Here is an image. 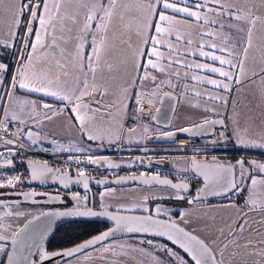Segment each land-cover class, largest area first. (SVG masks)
I'll return each instance as SVG.
<instances>
[{
  "label": "snow or ice",
  "instance_id": "obj_1",
  "mask_svg": "<svg viewBox=\"0 0 264 264\" xmlns=\"http://www.w3.org/2000/svg\"><path fill=\"white\" fill-rule=\"evenodd\" d=\"M34 2L35 0H27L25 3L24 0H21L18 6L17 0H0V10L11 19L12 24L17 28H19L25 10L30 12L31 21H38L40 25L39 31L34 30L31 23L26 26L28 36L30 37L35 33V38L32 42L27 38L24 39L26 51L21 56V63L16 68L15 74L8 77V65L0 62V92H3V95L0 96V102H7L5 106H0V113L3 115V119L0 120V130L3 132V135L0 136V142L6 145L15 146L21 140L24 135L21 125L27 127L30 122L42 123L40 110H43V119L52 120L54 117L63 114L65 109H70L78 127L86 133L89 141L103 140L105 137L120 139L123 124L119 123V117L121 109L126 111L127 105L123 101L120 102L119 106L105 103L109 89L96 82V74L98 70H102L103 56L111 47L115 46L109 41L108 31L117 18L121 25L129 30L133 25L125 23V21H135V35L139 37V45L134 49H132L130 40L126 42L127 47L132 49L126 57V61L131 63L133 73L128 87L142 88L146 81L153 84L151 93L141 91L134 95L136 104L139 106L134 112L135 119H139V113L143 112L144 98L149 95L157 96L165 84L172 87V79L174 77L180 78L181 70H183V76L186 80L211 85L214 89L222 90L226 94L231 93L234 85H241L244 82V77L248 76L249 67L252 69L251 76H248L250 81H254L256 78L264 81V67H260L259 71L256 70L254 65L256 56L253 54L258 50L261 64H264V35L258 39L256 37L257 25L264 26V14H257L255 5L249 6L248 0H245L244 6L234 3L233 0H131V2H125V0H40V3L35 4V9H39L42 5L43 12L40 14L30 7ZM70 5L74 9L72 12L68 11ZM62 8L65 11L62 12ZM80 10H84V14L83 22L78 29L79 35L76 38L78 42L75 45V51L68 54L67 64H62L59 59L55 58L63 57L65 51L63 49L57 51V48L61 41L65 44L69 41L63 35L57 37L53 33L56 32L58 25L61 32L65 30L71 32V27L65 29V21L70 25H77ZM93 22H95V28H93ZM14 35L15 33L9 29V36ZM89 38L91 40V54L85 56L83 55L84 42ZM0 44L9 46L7 41L0 40ZM29 48L30 51H28ZM237 48L239 51H236ZM161 49H165L167 55ZM47 55H51L55 61L51 65L57 71L55 78L52 77L48 69L35 67V64ZM188 56L203 57L213 63H200L195 60L189 63L185 59ZM250 60L253 61L252 65L249 64ZM217 62L219 66H215ZM107 67L111 71L112 66L108 65ZM152 72H159L161 74L159 79ZM190 72L191 75H189ZM199 72L210 73L223 79L202 77L198 75ZM90 75L91 83L89 82ZM6 78L7 83L5 84ZM71 82L75 83V88L70 86ZM128 87L121 89L125 99L130 98ZM185 87L187 86L185 85ZM21 90L41 93L43 96L54 98L60 101L64 107L53 109L52 105L46 102L38 104L35 101L24 100L18 95ZM193 94L197 97L203 95L199 91H193ZM164 95L171 97L172 94L164 93ZM208 98L227 103L223 96H209ZM152 106L150 102L149 107ZM159 111L160 109L157 108L156 112ZM72 118L69 117V119ZM96 118L109 122L116 120L119 123V130L114 131L112 127H86ZM152 119H156V117L152 116ZM12 121L17 122V133L5 139L4 137L8 136V124ZM211 123L223 124V121H212ZM233 123L237 126V137L241 146L264 148V137L260 143L249 140L245 135L240 134L239 120L234 117ZM180 131L187 132L189 129L183 128ZM129 132H135V128H130ZM143 132L146 135L148 129L145 127ZM244 132L246 133L247 129H244ZM26 134L32 144L37 142L39 134L34 135L31 131ZM164 135L171 138L174 133L168 132ZM20 147H24V145L21 143ZM73 150L76 152L86 151L82 146L70 148L58 146L56 149V151ZM9 151L15 155L11 149ZM84 159L88 164L100 166L101 163H106L109 168L119 167L110 161L102 162L100 158H93L92 156H87ZM82 162L81 158H74L75 164L78 165ZM4 165L11 166L12 160L5 159ZM250 165V168H246L244 160H239L234 165L217 162L215 157L210 163L193 157L184 170L190 169L197 176L203 177L204 188L200 189V192H203L205 196L208 194L225 196L229 193L235 194L242 190V185L247 183L248 198L246 203L251 209L258 208L264 213V192L260 191L264 189V179H257V175L264 174V162L252 160ZM237 166L239 167L238 173L236 171ZM27 167L31 170L32 180L44 182L46 177H51L52 179H59L65 188L73 182L82 184L85 190L89 188L90 176L86 175L83 168H77L74 179L67 169L53 168L46 161L29 159ZM144 176L145 174L141 173V177H121L117 183L128 179H139L145 185H159L172 189L173 191L166 198L186 199L184 193L188 191V184H175L170 180L160 179L159 176L141 179ZM19 181V175L13 176L6 181V184L0 183V188H14ZM34 195L36 193L25 194L26 198ZM72 199L77 202L75 209L66 212L41 213L40 216L29 220L23 228L14 231L10 252H6L5 245L0 244V254L6 257L7 264H44V261L54 260L57 257L61 259L73 257L76 253L106 240L115 231L166 237L172 244L183 249V252L194 261V264H225L223 257L225 252L229 250L230 244L235 248L243 247L245 250H251L250 254H259L264 257V241L257 245L253 244L251 240H247L241 245L238 239V234H242L247 227V213L241 218L242 222L234 231L229 230L225 236L227 242L218 243L217 239L211 241L201 239L193 234L195 230L190 232L181 227L166 210L160 207H156L155 214L125 216L114 214L107 209L99 213L90 209L80 211V201L81 199L86 200L87 197L82 198L77 193L73 194ZM101 199L103 200V195ZM148 199L149 197H145V203L139 205L145 212L150 211L146 206ZM199 199L198 194L197 197L187 202L193 204ZM136 207L138 206L133 205L125 210L131 211ZM51 215L101 216L114 221L116 227L75 247L50 253L44 249L42 244L47 232L46 226L39 233V241L29 233L30 226L41 216ZM186 215L187 213L180 214V218L185 224L189 223L185 219ZM219 233L224 236V229H219ZM4 240L6 237L0 234V241ZM147 244L153 246L155 251H163L170 257L169 260L165 261L156 256L154 252L145 253L151 256L155 264H173L174 261L175 264H188L186 259L166 245L155 248L152 240H148ZM212 245L217 246L219 258ZM127 247L129 251L121 254L131 255L136 251L144 252L142 248L137 249L131 245ZM33 248L36 249L35 254L39 257L38 261L31 259L34 254ZM104 251L114 250L105 248Z\"/></svg>",
  "mask_w": 264,
  "mask_h": 264
},
{
  "label": "rangeland",
  "instance_id": "obj_2",
  "mask_svg": "<svg viewBox=\"0 0 264 264\" xmlns=\"http://www.w3.org/2000/svg\"><path fill=\"white\" fill-rule=\"evenodd\" d=\"M125 2H131V0H125ZM33 5L34 3L30 6ZM180 6H183V4H180ZM80 13H84V10H80ZM80 16L83 17V15ZM258 26L260 25H257V30L259 31L256 32V35H264V31H261L262 28H258ZM123 28L124 27L122 26L120 29ZM131 45L132 49L136 48L139 45L138 36H132ZM132 49L129 48L128 53H130ZM20 50L19 52L17 50V54L21 53ZM161 51H165V54L167 55L166 50L161 49ZM128 55L126 54V57ZM20 63L21 58L15 61L13 68L11 69V75L15 74V70L20 66ZM260 67H264V65L259 66L257 71H259ZM155 74L161 75L159 72H155ZM172 83H175V85H177L178 88H181L182 90L181 84H176L175 80L173 79ZM240 91L242 92L237 93L236 95H232L231 97L233 101L232 109L230 108L228 103L223 102L207 105L209 107H216L219 110L222 109L223 111L230 108L227 112H224L226 113V117L221 111H218V113L226 118L229 132L230 130L232 131L230 132L232 143L244 149H257L260 151H264V148L260 147L241 146L237 137V126L233 123V118H237L239 120L240 134L245 135L247 139L255 141L256 143L262 142V137H264V85L259 84L254 88H249L247 90L240 89ZM208 92L214 94L215 96L220 95L219 92H215L211 88L208 89ZM221 96H223L228 102V94L225 93ZM235 98L237 100H235ZM6 104L7 102L4 101L2 106H5ZM239 106H241V108ZM246 108H248V110H246ZM236 114H238V117H236ZM246 115L248 116V118H246ZM177 116L178 117L174 121L173 128H179L175 125L178 122H180L181 124H187L211 117L208 116V114L204 110H195L192 108L185 109L183 106L179 108ZM142 126L143 125L135 128V132H129L123 128L122 136L118 140H120V142L122 143H125L129 135L131 137H137V135L141 131L144 134L143 129H140ZM144 126L148 129L147 133L155 132L151 124ZM92 128H96V126H93ZM244 129H247L246 133L244 132ZM113 130L116 131L115 129ZM208 139L209 138H207V140ZM103 140L108 144L111 142H116L115 138L110 139L108 137H105ZM102 147H106L109 149L111 146L106 145ZM139 149L141 150L142 148L140 147L138 148V150ZM170 160L174 162L175 169L181 172H186L184 170V166L186 167V165L191 161L188 158H171ZM239 160H244L245 167L250 168V161L252 160L264 162V152L262 154H258L257 151H242L241 154H238V156L233 160L234 165ZM124 163L127 162L124 161ZM169 167L172 168L171 165H169ZM236 171L237 173L239 172L238 166ZM257 179H264V174L257 175ZM192 183L194 186L197 185L196 180H194ZM242 188L243 191L231 194L227 199L224 200H212L208 202L200 200L196 201L193 204H189L187 201L191 200L192 197L190 198L186 195L185 200L166 198L168 194L173 191L170 188L145 187L141 185H130L125 187H103L100 189H93V206L97 208L112 210L119 209V211L124 212H139L148 214H155L156 207H160L166 210L171 215L172 219L182 227L186 228L189 231L195 230L194 234L199 236L201 239H206L208 241L217 239L218 243L227 242L225 240V236H227L229 230L231 229L234 231L241 223V218L245 216V213H247V227L242 234H238V239L241 245H243L247 240H251L253 244L259 245L258 241L260 239H264V213H262L258 208L253 210L248 206V204L246 203L248 198V184L246 183L242 185ZM260 191L264 192V189H261ZM102 195L103 200L101 199ZM145 197H149V199L146 201V206L150 210L149 212H145L143 208L139 207V205L145 203ZM70 201L72 206H77V202L73 200L72 197L70 198ZM86 203L87 199H81L79 206L85 205ZM133 205H137L138 207L131 211L125 210L131 208ZM42 209L43 206L27 203L7 204L6 208L0 209V223L3 225V227L5 225H8V227H11L12 230L9 231L6 227H4V234L7 236H9V234H13V232L16 231L30 216L41 211ZM9 213H11V215H9ZM181 213H187L185 219L188 220L189 223L185 224L184 221L181 220ZM221 228L224 229V236H221L219 233V229ZM148 240L150 239H146L143 237L141 238L138 236H126L118 239H113L93 249L78 254L72 258L57 262L56 264H155L151 256L145 254L150 251L154 252L156 256L162 258L165 261L169 260L165 256H161L163 254H161L160 251H155L153 246L148 245ZM141 241H144V243H141ZM153 242L155 248H161L162 246H164L163 244L156 241ZM129 245L135 246L137 249L142 248L144 249V252L136 251L131 253V255L121 254L122 252L129 251L127 247ZM141 245H144L146 247H141ZM121 246L125 247L122 248ZM212 247L214 250H216L217 257L219 258V251L217 250V246L212 245ZM105 248L113 249L114 251H104ZM257 251L259 250L257 249ZM250 252L251 250H245L243 247L235 248L230 244L229 250L225 252L223 257L225 264H264V257H261L259 254H250ZM233 253H235V255H233ZM36 256H34L33 258H36ZM173 264H175V262H173Z\"/></svg>",
  "mask_w": 264,
  "mask_h": 264
},
{
  "label": "crops",
  "instance_id": "obj_3",
  "mask_svg": "<svg viewBox=\"0 0 264 264\" xmlns=\"http://www.w3.org/2000/svg\"><path fill=\"white\" fill-rule=\"evenodd\" d=\"M26 3L27 0H24ZM234 3H238L241 6H244L245 0H233ZM21 3V0H17V4ZM40 3V0H35L34 5L30 6L34 10L38 11V14L43 12L42 5L39 9H35V4ZM249 6L255 5L257 14H264V0H248ZM74 9L70 5L68 8L69 12H72ZM61 11H65V9H61ZM84 13L79 12V16L77 17L78 23L77 25L73 26L70 25L67 21H65V29L71 27L72 31L69 32L65 30L64 32L60 31L59 25L57 26V30L53 35H56L57 37L63 35L66 40L69 42L65 44L63 41L60 42L57 51L63 49L65 51V55L63 57H56L55 59H59L62 64H67V61L69 59L68 54L72 53L75 51V45L78 42L77 41V36L79 35L78 29L80 24L83 22V17L80 15H83ZM28 23H31V26L33 27L34 30L39 31L40 25L38 21H31V16L30 12L28 10H25L23 17L21 18V22L19 25V28H17L14 24H12L11 19L7 17L2 10H0V40L2 41H7L9 46H4V44H0V62L7 64V60L10 58L11 55L12 59V65L11 68L9 69V72L7 74L8 77L11 76V69L13 68V65L17 59H20L21 56L25 53L26 50H24V39L27 38L30 42L34 41L35 38V33H33L32 36H28L27 31H26V26ZM125 23H131L133 27L131 30L128 28L124 27L121 25L119 19H115L113 24L110 26L109 31H108V37L109 41L111 44L115 45L114 47H111L108 51L107 54L103 56L102 59V70H98L96 74V82L98 84H103L106 86L109 91L107 93L105 102L107 104H114L115 106H119L120 102L123 101L124 104L127 105L126 111L121 109L120 117H119V123L123 122V119L126 117L128 113H131L135 109V103L133 102V97L135 94H139L141 91L151 93L153 90V84L150 81H146L143 85V87H137L135 89L128 87L130 80L132 78V66L130 61H126V54L128 55V50L129 48L126 45V42L129 40L132 41V36H135V21L132 20H126ZM124 27L123 29H120L121 27ZM93 28H95V23L93 22ZM258 28H262L261 31H264L263 26H258ZM9 29L13 33H15L14 36L10 37L9 36ZM259 31V30H257ZM257 39L260 37L259 35H256ZM196 39H199L196 37ZM219 43V41H217ZM21 49V50H20ZM17 50L20 54H17ZM24 50V51H23ZM165 50V49H164ZM207 50V49H206ZM30 51V48L28 49ZM236 51H239V48L236 49ZM50 52V49H49ZM91 54V40L86 39L84 42V47H83V55L87 56ZM219 54V53H217ZM256 56L254 65L256 70L258 69L259 66H263L264 64H261L260 56L258 53V50L253 53ZM187 62L191 63L192 61H197L200 63H209L212 64L213 62L210 60H207L206 58L203 57H198V56H188L185 58ZM35 60V57H34ZM54 59L51 55H47L45 57H42L39 63L35 64V67L37 69H48L52 75L53 78H55V75L57 74V71L54 67H51V65L54 64ZM249 64L252 65L253 61H249ZM108 65H111V71L108 70ZM215 66H219L218 62ZM251 67H249L248 70V76H251ZM152 74L156 75L155 72H152ZM192 73L190 72L189 75ZM198 75L202 77H208L212 79H223L218 76H215L210 73L206 72H199ZM159 79L160 75H156ZM248 76L244 77V82L241 85H234L232 88L231 93H229V99H228V104L230 108L232 109V95H236L237 93H241L240 89H249V88H254L255 86H258L259 84L264 85V81H261L259 78H256L254 81H250L248 79ZM64 79V78H62ZM7 78L5 79V84ZM175 80L176 84H181L182 85V90L179 88V104L177 108V112L181 106H183L185 109H195V110H204L208 116H215V115H220V116H225L226 113L229 109H226L223 111L222 109L219 110L216 107H209L207 104H212V103H218L221 102L220 100H212L209 99V96H215L212 93L208 92V89L211 88L215 92H219V96L222 94H225L222 90L219 89H214L211 85L207 84H198L196 81L193 80H186L183 76V70H181V76L180 78H173ZM89 82L91 83V75L89 76ZM179 82V83H177ZM185 85L187 87H185ZM70 86L75 88V83L71 82ZM177 86V85H176ZM124 87H128V96L130 98L125 99L124 94L122 93L121 89ZM193 91H199L203 95L200 97H197L193 94ZM213 92V93H215ZM18 95L24 100H29V101H35L38 104L39 103H49L52 105L53 109L56 108H63L64 105L61 104L60 101L55 100L54 98L51 97H46L43 96L41 93H34V92H29L26 90H21ZM34 95L42 96L44 98H47V101H38L34 99ZM0 96H2V92H0ZM235 100H237L235 98ZM1 103V102H0ZM194 105H198L197 107H193ZM241 108V106H239ZM248 110V108H246ZM41 111V120L42 123L34 124V127L40 132L42 140L44 141H50V142H63V143H68L71 144L72 146L75 147H83L85 150H88L90 152H104V151H113L116 150L118 145H120V149L123 151H128L132 152L135 150H138L137 146L141 145V148H147L144 147V137L149 134L147 133L146 135L142 133V131L135 136H130L128 137L127 141L125 143L120 142V140L116 139L115 143H106L104 140H92L89 141L87 139V135L85 132H82L80 128L78 127V123L75 121L74 116L70 115L66 110H64L63 114L54 117L52 120H45L43 119V110ZM218 111H221L223 115L218 113ZM177 112L174 121L177 119ZM73 117L72 119H69V117ZM223 116V117H224ZM224 117V118H225ZM246 118L248 116L246 115ZM226 119V118H225ZM16 122V121H15ZM197 122V121H195ZM193 122V123H195ZM119 123L116 120H113L111 122L101 120L99 118H96L94 121L91 122V124L86 125V127L92 128L93 126H96V128L103 127V128H109L112 127L115 130H119ZM193 123H187V124H181L178 122L175 124L177 127H183L189 124ZM138 126H141V124H134L132 126H127L124 127L125 130L129 131L130 128H137ZM145 126H142L140 129H144ZM231 129V128H230ZM230 132H232L230 130ZM229 132V135H230ZM231 137V135H230ZM234 140V139H233ZM114 144V145H113ZM234 144V143H233ZM109 145L111 146L109 149L106 146ZM112 164L115 165H121L124 164L125 162H128L127 159L124 158H117V159H112L109 160ZM169 165L172 166L169 167L171 170H176L174 167V162L172 160H168ZM188 165V164H187ZM186 165V166H187ZM185 168V166H184ZM178 171V170H177ZM189 171V170H187ZM186 171V172H187ZM1 209V208H0ZM4 219V218H3ZM9 231L12 230L11 227H8V225H5ZM13 234H9V236H12ZM1 244V243H0ZM5 245V244H3ZM7 246L5 245V251H6ZM4 258L3 254H0V262H2Z\"/></svg>",
  "mask_w": 264,
  "mask_h": 264
},
{
  "label": "water",
  "instance_id": "obj_4",
  "mask_svg": "<svg viewBox=\"0 0 264 264\" xmlns=\"http://www.w3.org/2000/svg\"><path fill=\"white\" fill-rule=\"evenodd\" d=\"M172 87H168L167 84L161 87V89L158 92V98H157V105L154 108L152 115H151V125L153 126L155 132L149 133L144 137V145L147 147H169L174 145L180 138H185V139H194V140H199V139H205V138H210V137H218V141L225 143V144H230L232 143L230 135H229V128L226 119L223 116L220 115H215L208 117L204 120L197 121L193 124H189L183 127L179 128H173L174 124V119L176 116L178 104H179V88L178 86L175 85V83H172ZM164 93H171L170 96H165ZM106 103V102H105ZM160 109L159 112H156V109ZM152 116H155L156 119H152ZM208 121V123H206ZM212 121H223V124L221 123H211ZM124 128V127H123ZM187 128L189 131L184 132L180 131V129ZM172 132L174 135L169 138L165 133ZM110 151V150H109ZM202 161V160H200ZM204 162H212V161H204ZM218 162V161H217ZM152 163L155 165L169 168V162L167 159H153ZM221 163V162H220ZM227 164V163H225ZM27 166V163H26ZM28 172H29V183L31 184H37L42 187L46 185H51V184H58L61 188L63 189H70L74 187L83 188L82 184H76V183H70L67 188L61 184L59 179H52L51 177H46L44 182H41L40 180H32L31 179V170L27 167ZM190 173L192 174L193 181H197V185H193V181H186V180H177L173 179L172 177L169 176H160V179H167L172 181V183L179 184V183H186L188 184V191L184 193V195L190 194L193 189L194 196L192 197L195 198L199 194L200 200L204 201H209V200H214V199H224L229 197L233 193H229L227 196L225 195H204L203 192H200V189L204 188V183H203V177L197 176L194 172H192L189 169ZM155 175H149V176H144L143 178H148L152 177ZM74 179L76 176H72ZM128 177H141L140 175H133V176H128ZM121 177H112V178H102L98 180H93L90 178L89 180V188L86 191V197H87V203L85 205L79 206L80 211H86V210H92L97 213L105 211L104 208H97L93 206V189H100L103 187H125V186H130V185H141L145 187H162L159 185H145L140 182L139 179H128L125 181H122L120 183H117V181L120 180ZM100 182V183H98ZM11 193V194H10ZM26 193H36L34 196H29L26 198L25 194ZM9 196L8 200H0V208H6L7 204H19V203H27V204H32V205H39L43 206V209L32 216H30L17 230L20 228H23L25 224L28 223L29 220H32L33 218L40 216L41 213H57V212H66V211H71L75 209L77 206H72L71 201L69 197L64 196L61 193H54V192H47V191H37V190H25V191H18V190H0V197L3 196ZM55 198V199H53ZM107 211L112 212L114 214L118 215H125V216H143V215H149L148 213H139V212H124V211H117V210H112V209H107ZM164 218V217H161ZM71 221H93V222H99L102 224H105L107 227L103 228L99 232L73 244L58 250L54 251H63L65 249H69L72 247H75L78 244L84 243L88 240L93 239L94 237L100 235L103 232L110 231L116 227V224L114 221L108 220L106 217H101V216H41L39 220L35 221L31 226H30V235H34L36 240L39 241V233L43 230V228L46 226L47 227V232L45 234V238L42 241L43 247L46 251L47 250V245L49 240L51 239L52 235L54 232L61 227L62 225L71 222ZM50 222V224H49ZM181 226V225H180ZM182 227V226H181ZM186 229V228H185ZM16 230V231H17ZM187 230V229H186ZM189 231V230H188ZM191 232V231H190ZM194 234V233H193ZM6 237V240L0 241L1 244H5L7 246L6 252H10L12 250V236H7L5 234H2ZM196 235V234H195ZM135 237V236H146L150 238H155L159 240H167L169 241L166 237L163 236H152V235H146V234H141V233H128L125 231H115L112 233L111 236H109L106 240H103L94 246L84 249L83 251L76 253L74 256L81 254L85 251H88L90 249H93L107 241L113 240V239H118L121 237ZM171 242V241H170ZM172 243V242H171ZM177 248H179L177 245H175ZM180 249V248H179ZM183 251V249H180ZM33 256L31 259L33 261H38L39 257L34 259V255L36 253V249L33 248ZM54 251H48V252H54ZM186 254V253H185ZM187 255V254H186ZM73 256V257H74ZM72 257H64L63 259L57 257L54 260H48L44 261V264H56L57 262L69 259ZM190 260L191 258L188 257ZM192 261V260H191ZM194 263V261H192ZM2 264H7V259L4 256L2 260Z\"/></svg>",
  "mask_w": 264,
  "mask_h": 264
},
{
  "label": "built area",
  "instance_id": "obj_5",
  "mask_svg": "<svg viewBox=\"0 0 264 264\" xmlns=\"http://www.w3.org/2000/svg\"><path fill=\"white\" fill-rule=\"evenodd\" d=\"M98 95V93H97ZM157 96L149 95L143 100V112L139 113L140 118H134V112L139 107L136 104L135 98L133 97V102L135 103V109L126 115L123 119V127L132 126L134 124L148 125L151 124V115L154 108L157 105ZM153 105L149 107V103ZM4 101L0 103L2 106ZM72 116L70 109H65ZM3 119L2 113H0V120ZM17 122L12 121L8 124V136L4 138L7 139L13 134L17 133ZM21 129L24 135L21 140L17 142L15 146L6 145L0 142V183H5L13 176L19 175L20 181L16 183L14 188L4 187L0 190H37V191H47L54 193H61L66 197L71 198L73 194H79L82 198L86 196V191L82 188L74 187L70 189H63L58 184L54 183L51 185H46L44 187L29 183V172L26 163L29 159L46 161L53 168L67 169L71 176H76L77 168H83L86 175L90 176L93 180L102 179L105 177H128L133 175H140L144 173L145 176L155 175V176H169L177 180L188 181L192 174L190 171L181 172L177 170H171L169 168L161 167L152 163L153 159H167L171 158H188L192 159L195 157L197 160L202 161H213V157L216 159L225 156L230 153H238L235 151H227L222 149L225 143L219 141H206L205 139H186L185 142L178 140L174 145L169 147H147L141 150H135L132 152L123 151L118 145L116 150L104 151V152H90L88 150L84 152L73 151H56L58 146H63L64 148L73 147L71 144L63 142H49L42 140L40 132L34 127V123H29L27 127L21 125ZM31 131L33 134H39L37 137V142L32 144V141L28 138L27 132ZM3 135L2 130H0V136ZM24 147H20V144ZM15 152V155L10 153V150ZM87 156H92L93 158H100L103 161H109L117 158L127 159V163L119 165V167L109 168L106 163H101L100 166L94 164H88L86 162ZM81 158L83 160L80 164L74 163V158ZM5 159L12 160L11 166H5ZM4 227L0 223V234H4Z\"/></svg>",
  "mask_w": 264,
  "mask_h": 264
},
{
  "label": "trees",
  "instance_id": "obj_6",
  "mask_svg": "<svg viewBox=\"0 0 264 264\" xmlns=\"http://www.w3.org/2000/svg\"><path fill=\"white\" fill-rule=\"evenodd\" d=\"M12 56H10V58L6 61L8 68H11L12 62ZM15 67V66H14ZM13 74V72H12ZM34 99L38 100V101H47V98H44L42 96H38V95H34L33 96ZM141 145H138L137 148H140ZM144 147H146V145H144ZM151 148V147H149ZM222 149L227 150V151H235V152H239L241 153L242 151H257L258 154H262L264 151H260L257 149H244L241 147H238L237 145L231 143V144H227L224 145V147H222ZM243 191V189L241 190ZM240 191V192H241ZM103 228H105V224L99 223V222H93V221H71L68 222L64 225H62L61 227H59L54 234L52 235L51 239L48 242L47 245V250L48 251H54V250H58L70 245H73L97 232H99L100 230H102ZM136 237V236H135ZM139 237H143L146 239H150L153 241H156L158 243L163 244L164 246L166 245L168 248L172 249V251L179 253V255L181 257H183L184 259H186L188 261V264H194L189 258L188 256L179 248H177L174 244H172L170 241L167 240H159V239H155V238H150V237H146V236H139ZM146 247L144 245H141V247ZM161 256H165L166 258L170 259L169 256H167L163 251H160ZM36 256V254L34 255ZM36 258H38V255L36 256ZM34 258V259H36ZM175 262V261H174Z\"/></svg>",
  "mask_w": 264,
  "mask_h": 264
},
{
  "label": "flooded vegetation",
  "instance_id": "obj_7",
  "mask_svg": "<svg viewBox=\"0 0 264 264\" xmlns=\"http://www.w3.org/2000/svg\"><path fill=\"white\" fill-rule=\"evenodd\" d=\"M231 144V143H230ZM238 154H241V153H230V154H227V155H225V156H221V157H219V158H217L216 159V161H218V162H221V163H223V162H225V163H231V164H234V162H233V160L238 156ZM188 181H193V177L191 176V178L188 180ZM243 189V188H242ZM197 190H195V192H196ZM194 189H193V191L190 193V194H188V195H186V196H189L190 198L191 197H193L194 196ZM240 192V191H239ZM9 199V196H3V197H0V200H8ZM228 198V197H227ZM227 198H224V199H227ZM224 199H214V200H224ZM209 201H212V200H209ZM206 202H208V201H206ZM253 210H255V209H253ZM242 222V221H241ZM105 227H107L106 225H105ZM261 241H264V239H260L259 241H258V244L261 242Z\"/></svg>",
  "mask_w": 264,
  "mask_h": 264
},
{
  "label": "bare ground",
  "instance_id": "obj_8",
  "mask_svg": "<svg viewBox=\"0 0 264 264\" xmlns=\"http://www.w3.org/2000/svg\"><path fill=\"white\" fill-rule=\"evenodd\" d=\"M207 140V138H205ZM213 139V140H212ZM181 142H185L186 139L185 138H180L179 139ZM218 137H210L207 141H218Z\"/></svg>",
  "mask_w": 264,
  "mask_h": 264
}]
</instances>
